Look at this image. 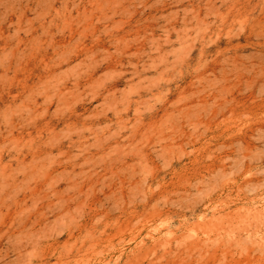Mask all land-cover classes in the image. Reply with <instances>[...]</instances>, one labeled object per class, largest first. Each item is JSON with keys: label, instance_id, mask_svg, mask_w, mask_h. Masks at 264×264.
I'll return each mask as SVG.
<instances>
[{"label": "rangeland", "instance_id": "rangeland-1", "mask_svg": "<svg viewBox=\"0 0 264 264\" xmlns=\"http://www.w3.org/2000/svg\"><path fill=\"white\" fill-rule=\"evenodd\" d=\"M0 264H264V0H0Z\"/></svg>", "mask_w": 264, "mask_h": 264}]
</instances>
